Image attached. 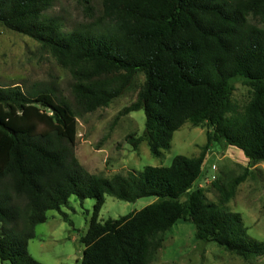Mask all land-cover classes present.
Returning a JSON list of instances; mask_svg holds the SVG:
<instances>
[{
  "label": "trees",
  "instance_id": "1",
  "mask_svg": "<svg viewBox=\"0 0 264 264\" xmlns=\"http://www.w3.org/2000/svg\"><path fill=\"white\" fill-rule=\"evenodd\" d=\"M52 0H0V25L34 39L70 73L71 100L54 89L0 84V261L42 264L28 252L48 211L70 196L93 199L81 264H152L164 235L178 221L193 225L201 243H215L248 260L264 255L248 239L239 213L198 187L210 144L223 141L251 162H264V0H101L92 23L64 32L45 16ZM89 0L84 11L92 12ZM144 81L121 115L141 110L153 157L170 149L175 131L206 124L199 156H175L168 166L111 178L85 170L74 156L76 120L108 106L136 74ZM251 89L242 110L232 82ZM245 175L232 181V194ZM105 196L124 202L155 198L138 212L98 222Z\"/></svg>",
  "mask_w": 264,
  "mask_h": 264
},
{
  "label": "rangeland",
  "instance_id": "2",
  "mask_svg": "<svg viewBox=\"0 0 264 264\" xmlns=\"http://www.w3.org/2000/svg\"><path fill=\"white\" fill-rule=\"evenodd\" d=\"M92 12L84 11L85 0H52L45 16L57 18L61 29L70 32L88 26L101 13V0H89ZM264 27V24L252 21ZM70 73L32 38L10 31L0 25V84L17 85L24 89L48 87L68 100ZM144 78L138 73L123 93L108 106L77 118L74 156L89 173L111 178L115 174L140 172L145 166H168L175 156H199L206 144L204 124L192 127L186 123L174 132L170 149L162 156L153 157L146 142L134 150L127 142L132 135L138 138L144 130L141 110L121 115L124 108L136 101ZM232 100L240 110L248 103L251 89L241 80L232 82ZM203 179L199 182L208 201L219 202L220 186L229 199L227 209L239 213L246 237L264 245V162L251 163L241 150L220 141L209 145L203 161ZM245 175L235 186L237 177ZM217 184V186H215ZM155 198H140L124 202L105 196L98 214V222L118 219L152 204ZM93 199L78 200L70 196L61 212L51 210L46 221L35 227L34 237L28 242V252L42 264H81L83 246L79 238L86 233L93 216ZM1 231V226H0ZM0 264H10L1 262ZM152 264H264V255L243 260L218 247L215 243H201L194 237L191 223L178 221L164 235V242Z\"/></svg>",
  "mask_w": 264,
  "mask_h": 264
}]
</instances>
